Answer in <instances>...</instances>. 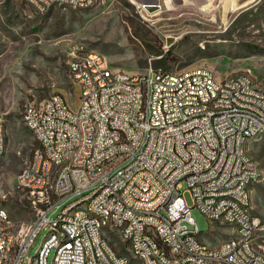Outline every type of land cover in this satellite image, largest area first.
Masks as SVG:
<instances>
[{
    "label": "built area",
    "instance_id": "built-area-1",
    "mask_svg": "<svg viewBox=\"0 0 264 264\" xmlns=\"http://www.w3.org/2000/svg\"><path fill=\"white\" fill-rule=\"evenodd\" d=\"M88 1L38 0L45 13L86 8ZM84 55L87 64L76 55L69 62L80 92L72 111H65L71 103L60 92L24 106L37 144L18 184L26 185L38 215L14 264H48L52 249L53 264H264L261 219L235 217L236 208L253 210L245 202L247 185L264 178L259 162L248 159L251 140L264 137V83L251 82L249 73L220 77L206 66L176 72L150 66L135 78L99 51ZM7 145L0 122V153ZM50 159H58L57 174H50ZM45 177H53L52 199L42 196ZM187 191L211 222L207 234L192 216ZM75 209H90V216H75ZM225 210H233L231 223L219 222ZM216 224L238 232V240L213 244L207 235ZM46 228L47 247L31 256ZM147 229H157V238H148ZM112 231L129 236L138 256L128 254L126 243L124 253L112 248ZM11 232L0 233V245Z\"/></svg>",
    "mask_w": 264,
    "mask_h": 264
},
{
    "label": "rangeland",
    "instance_id": "rangeland-1",
    "mask_svg": "<svg viewBox=\"0 0 264 264\" xmlns=\"http://www.w3.org/2000/svg\"><path fill=\"white\" fill-rule=\"evenodd\" d=\"M23 1L0 0V122L8 137L0 156V205L7 208L11 229L19 237L38 215V207L18 184L35 149L23 109L28 101H42L55 92L66 94L71 107L76 104L80 92L69 74L75 55L99 51L114 68L135 74L166 58L161 66L174 72L206 66L220 77L249 73L264 81V0H97L90 7L55 6L44 14ZM250 153L264 177V137L251 140ZM185 197L199 229L207 234L210 220L194 206L190 191ZM76 198L63 199L50 217ZM252 211L262 222L257 239L264 251V178L254 185ZM227 231L216 224L207 239L217 244L230 238ZM47 232H40L31 256ZM110 236L126 252L119 233ZM54 253L52 249L48 264H53Z\"/></svg>",
    "mask_w": 264,
    "mask_h": 264
},
{
    "label": "bare ground",
    "instance_id": "bare-ground-1",
    "mask_svg": "<svg viewBox=\"0 0 264 264\" xmlns=\"http://www.w3.org/2000/svg\"><path fill=\"white\" fill-rule=\"evenodd\" d=\"M28 6H30L37 13L44 14L40 8V3L38 0H24ZM97 0L88 1L87 7L92 6ZM52 8H50L51 10ZM102 54V53H101ZM76 62L79 64H87V55H77ZM135 78H142V74H135ZM251 82L253 83H264L262 79L251 75ZM65 111H72V107L70 104H65ZM22 118L24 119V110L22 113ZM2 153H0V156ZM35 155V149L33 151L31 159ZM248 159L252 160V162H258L253 158L248 152ZM58 172V159H50V174H57ZM259 181H252V185H247L246 194H245V202L247 204H253L252 193L254 185H256ZM26 190V185H21ZM53 189L54 182L53 177H45V181H43V189L42 196L44 199H52L53 198ZM216 206H223V199H216ZM235 207H242V200H235ZM75 216H90V209H75ZM231 217H233V210H225V214H219V222L221 223H231ZM236 218H257V215L253 213L252 210H245L243 208H236L235 210ZM0 218L1 220H5L0 224V233H9L11 232V237H9L6 244L0 245V264H14V261L17 256V247L20 244H23L25 239L27 238V231L34 229V222L28 228V230L21 234L20 237L15 234V232L11 229L12 221L10 219L9 212L6 207L0 205ZM260 218V217H259ZM119 230H128V223H119ZM230 238L224 240V243H232V241L238 240V232H230ZM148 238H157V229H147ZM121 242L126 243L128 254L131 256H138V248L133 241H129V236H120ZM47 242H49V235L46 234L44 241L42 242L41 247H47ZM112 248L119 249L118 245L112 241Z\"/></svg>",
    "mask_w": 264,
    "mask_h": 264
},
{
    "label": "trees",
    "instance_id": "trees-1",
    "mask_svg": "<svg viewBox=\"0 0 264 264\" xmlns=\"http://www.w3.org/2000/svg\"><path fill=\"white\" fill-rule=\"evenodd\" d=\"M166 61H167V59L165 58V59H159L158 61H157V63H156V67H162L164 64H166ZM162 65V66H161ZM37 144V142H36V140H35V145ZM34 148H35V146H34ZM33 148V149H34Z\"/></svg>",
    "mask_w": 264,
    "mask_h": 264
},
{
    "label": "crops",
    "instance_id": "crops-1",
    "mask_svg": "<svg viewBox=\"0 0 264 264\" xmlns=\"http://www.w3.org/2000/svg\"><path fill=\"white\" fill-rule=\"evenodd\" d=\"M24 2V1H23ZM25 3V2H24ZM26 4V3H25ZM29 7V6H28ZM249 153H250V151H248ZM250 155H251V153H250ZM252 156V155H251ZM253 157V156H252ZM254 158V157H253ZM253 190H254V188H253ZM252 199H253V193H252Z\"/></svg>",
    "mask_w": 264,
    "mask_h": 264
}]
</instances>
